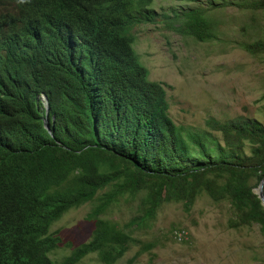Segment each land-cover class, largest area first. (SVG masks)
<instances>
[{
  "label": "trees",
  "instance_id": "1",
  "mask_svg": "<svg viewBox=\"0 0 264 264\" xmlns=\"http://www.w3.org/2000/svg\"><path fill=\"white\" fill-rule=\"evenodd\" d=\"M155 1L199 2L0 0V264H57L51 254L62 240L53 224L88 203L91 238L59 264L91 254L116 264L135 243L131 228L155 219L164 203L189 212L204 194L231 204L234 228L264 233L255 193L264 180V125L211 120L220 141L174 122L169 86L149 79L134 50L132 29L155 22ZM228 4L209 0L167 25L215 40L210 13ZM232 5L264 13V0ZM244 48L263 55L264 33ZM139 195L141 216L125 224L104 217Z\"/></svg>",
  "mask_w": 264,
  "mask_h": 264
},
{
  "label": "rangeland",
  "instance_id": "2",
  "mask_svg": "<svg viewBox=\"0 0 264 264\" xmlns=\"http://www.w3.org/2000/svg\"><path fill=\"white\" fill-rule=\"evenodd\" d=\"M216 1L231 4L210 13L217 23L215 40L199 42L172 28L180 23L183 12L207 6L209 0L196 4L155 1V22L136 23L132 34L135 53L149 79L169 86L167 99L174 122L189 133H210L221 141V132L209 127L211 120L224 123L243 118L264 125V54L252 56L244 48L264 33V13L256 16L232 5L253 0ZM167 17L175 19L171 28ZM142 197H125L104 217L125 224L141 216ZM93 207L94 203H88L73 209L53 224L51 232L62 240L51 254L55 263L90 240L88 215ZM233 219L228 201L216 203L206 194L189 212L182 204L164 203L155 219L130 229L135 243L116 264H264L260 226L234 228ZM178 232L187 233L183 241L177 239ZM79 264L102 263L97 254H91Z\"/></svg>",
  "mask_w": 264,
  "mask_h": 264
},
{
  "label": "water",
  "instance_id": "3",
  "mask_svg": "<svg viewBox=\"0 0 264 264\" xmlns=\"http://www.w3.org/2000/svg\"><path fill=\"white\" fill-rule=\"evenodd\" d=\"M45 126L48 128V116L46 117V120H45ZM263 188H264V180H262L260 186L255 190V193L259 196L261 202H262V205L264 206V191H263Z\"/></svg>",
  "mask_w": 264,
  "mask_h": 264
},
{
  "label": "built area",
  "instance_id": "4",
  "mask_svg": "<svg viewBox=\"0 0 264 264\" xmlns=\"http://www.w3.org/2000/svg\"><path fill=\"white\" fill-rule=\"evenodd\" d=\"M186 235H187L186 232H178V233L176 234L177 239H178L179 241H183V240L186 238Z\"/></svg>",
  "mask_w": 264,
  "mask_h": 264
}]
</instances>
